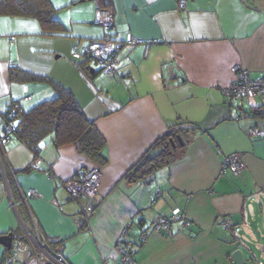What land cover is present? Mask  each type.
I'll list each match as a JSON object with an SVG mask.
<instances>
[{
	"label": "crops",
	"instance_id": "0c3cea01",
	"mask_svg": "<svg viewBox=\"0 0 264 264\" xmlns=\"http://www.w3.org/2000/svg\"><path fill=\"white\" fill-rule=\"evenodd\" d=\"M100 0H52L61 30H46L33 17L0 15V136L2 114L14 102L28 110L70 90L106 139L108 162L88 223L81 204L62 181L97 164L76 145H56L53 133L38 155L18 137L0 145V237L13 233L16 257L0 264H42L33 239L70 264H119L118 241L132 223L129 249L135 264H264V114L258 97L227 102L222 89L240 64L264 78V0H111V35L123 42L118 77L105 75L91 57L73 48L104 35L94 23ZM17 69L34 76L12 78ZM264 111V107L261 108ZM189 130L182 155L150 180L124 176L168 132ZM240 152L246 167L219 175L226 156ZM26 168L28 170H26ZM37 190L39 196L23 195ZM59 203V204H57ZM180 209L172 235L152 231L160 216ZM233 221L231 228L220 224ZM143 219V220H142ZM148 231L139 246L140 233ZM257 253V254H256ZM261 260H258V258Z\"/></svg>",
	"mask_w": 264,
	"mask_h": 264
},
{
	"label": "trees",
	"instance_id": "16d2710c",
	"mask_svg": "<svg viewBox=\"0 0 264 264\" xmlns=\"http://www.w3.org/2000/svg\"><path fill=\"white\" fill-rule=\"evenodd\" d=\"M100 2L103 6H111V0ZM55 11L52 0H0V15L33 17L46 30L62 29L53 18ZM11 75L12 78L21 77L23 80L34 78L33 75L17 69L12 70ZM51 82L57 93L54 98L42 100L28 110H24L20 102L14 101L3 112L2 119L14 125L15 136L31 146L35 155H38V144L48 134L53 133L56 145L74 144L97 165H105L108 162L106 139L96 127L95 121L86 116L70 90L57 82ZM263 107L264 105L257 106L254 113L263 115ZM188 132L187 129L177 128L160 137L124 177L129 182L152 179L157 170L170 165L182 155L187 145ZM179 136L182 137L184 145L180 144ZM12 249H6L4 262L11 261Z\"/></svg>",
	"mask_w": 264,
	"mask_h": 264
},
{
	"label": "built area",
	"instance_id": "2783aa9c",
	"mask_svg": "<svg viewBox=\"0 0 264 264\" xmlns=\"http://www.w3.org/2000/svg\"><path fill=\"white\" fill-rule=\"evenodd\" d=\"M186 0H181L180 5L185 6ZM94 23L101 26L104 35L100 38L91 39L85 45H76L73 48L75 58L91 57L99 64L102 72L109 77H118L120 68L119 51L123 42L115 41L111 35L114 26L113 10L108 6L99 5L95 10ZM235 75L234 80L222 89V93L227 102H250L251 99L258 97L264 105V78H252L249 71L240 64L232 67ZM3 118V116H2ZM4 121V133L0 136V145L5 144L11 137L15 136L14 125ZM249 133L253 137L264 136V131L250 128ZM37 156V155H36ZM246 167L243 160V153L235 152L225 157L219 175L226 174L228 171L240 173ZM102 166L96 165L94 168L84 170L79 177L62 181V185L67 189L70 199H74L79 204L84 199L89 201L88 206L81 205L83 222L88 223L95 205L94 200L99 191L102 179ZM37 190L27 191L23 197L27 203V198L39 196ZM59 204V203H57ZM181 222L184 228L191 226V220L186 217L180 209H174L170 215L160 216L153 223L151 230L172 235V225L174 222ZM220 224L225 229L233 226V221L229 217H222ZM132 223H128L122 231L118 241V251L120 253L119 264H135L134 254L129 249V237ZM148 231L140 233L139 243L145 242ZM33 243L38 249L42 264H70L69 261L59 252L51 249L44 244L40 238L33 239ZM19 248L12 249L11 260L17 256Z\"/></svg>",
	"mask_w": 264,
	"mask_h": 264
},
{
	"label": "water",
	"instance_id": "95a60500",
	"mask_svg": "<svg viewBox=\"0 0 264 264\" xmlns=\"http://www.w3.org/2000/svg\"><path fill=\"white\" fill-rule=\"evenodd\" d=\"M84 1V0H83ZM179 142L181 145H184V141L182 139V137H178ZM0 243L5 246L7 249H12L13 247V233L9 232L6 234L1 235L0 237ZM233 259L235 264H244V253L241 249H236L233 254Z\"/></svg>",
	"mask_w": 264,
	"mask_h": 264
},
{
	"label": "rangeland",
	"instance_id": "374dc122",
	"mask_svg": "<svg viewBox=\"0 0 264 264\" xmlns=\"http://www.w3.org/2000/svg\"><path fill=\"white\" fill-rule=\"evenodd\" d=\"M257 254V253H256ZM258 258V260H261V259H259V257H257ZM264 261V260H263ZM256 264H259L258 262L256 263Z\"/></svg>",
	"mask_w": 264,
	"mask_h": 264
}]
</instances>
